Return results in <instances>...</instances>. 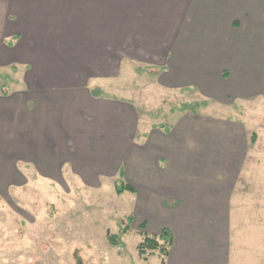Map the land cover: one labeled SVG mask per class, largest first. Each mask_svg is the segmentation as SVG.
Masks as SVG:
<instances>
[{
    "label": "crops",
    "instance_id": "crops-1",
    "mask_svg": "<svg viewBox=\"0 0 264 264\" xmlns=\"http://www.w3.org/2000/svg\"><path fill=\"white\" fill-rule=\"evenodd\" d=\"M129 62L167 90L249 98L264 89V0H0V194L116 154L146 233L173 236L167 264H227L222 185L203 178L220 134L191 121L137 143L136 108L95 94Z\"/></svg>",
    "mask_w": 264,
    "mask_h": 264
},
{
    "label": "rangeland",
    "instance_id": "rangeland-1",
    "mask_svg": "<svg viewBox=\"0 0 264 264\" xmlns=\"http://www.w3.org/2000/svg\"><path fill=\"white\" fill-rule=\"evenodd\" d=\"M155 70L129 62L127 73L95 94L136 108L137 143L145 142L140 135L147 131L173 136L191 121L194 130L203 121V130L220 134L217 147L209 148L203 178L222 185L225 262L264 264V89L216 101L194 89L158 86ZM258 77L255 86H264V76ZM110 158L104 170L73 171L65 164L49 171L48 180L34 170L30 186L1 188L0 264H161L159 253L139 254L146 232L135 215L140 197L117 193L125 183L123 161ZM110 238L122 239V245L114 247Z\"/></svg>",
    "mask_w": 264,
    "mask_h": 264
},
{
    "label": "trees",
    "instance_id": "trees-1",
    "mask_svg": "<svg viewBox=\"0 0 264 264\" xmlns=\"http://www.w3.org/2000/svg\"><path fill=\"white\" fill-rule=\"evenodd\" d=\"M203 106V104L201 105ZM117 193L123 194L125 192L135 193L133 187L120 183L116 188ZM143 240L138 247L140 256L146 257L154 253H159L157 256L161 260V264H167V259L170 255V248L173 244V236L170 231L164 230L160 236H152L146 232L142 233ZM114 239L115 241H112ZM111 244L114 247H119L122 245V239L120 238H110Z\"/></svg>",
    "mask_w": 264,
    "mask_h": 264
},
{
    "label": "bare ground",
    "instance_id": "bare-ground-1",
    "mask_svg": "<svg viewBox=\"0 0 264 264\" xmlns=\"http://www.w3.org/2000/svg\"><path fill=\"white\" fill-rule=\"evenodd\" d=\"M113 156H117V155H116V154H113L112 157H113Z\"/></svg>",
    "mask_w": 264,
    "mask_h": 264
}]
</instances>
